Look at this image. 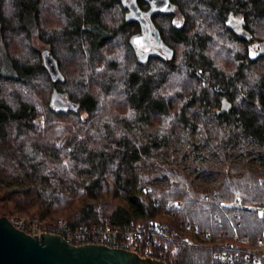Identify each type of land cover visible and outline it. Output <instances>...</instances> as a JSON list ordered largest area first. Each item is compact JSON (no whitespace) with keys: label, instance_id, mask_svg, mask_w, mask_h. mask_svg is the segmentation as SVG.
I'll use <instances>...</instances> for the list:
<instances>
[{"label":"trees","instance_id":"1","mask_svg":"<svg viewBox=\"0 0 264 264\" xmlns=\"http://www.w3.org/2000/svg\"><path fill=\"white\" fill-rule=\"evenodd\" d=\"M169 1L172 9L150 17L172 50L165 60L139 55L142 26L121 0H0L11 69L0 70V216L61 217L71 229L101 219L158 223L198 244L157 236V255L174 248L177 264H244L214 260L208 245L248 246L264 231V215L221 202L264 204V167L227 158L236 141L264 145V54L250 55L226 22L236 15L264 41V0ZM28 15L63 80H51ZM236 59L228 73L217 67ZM56 96L71 105L55 107ZM223 97L232 107L217 113ZM194 135L197 148L219 153L218 164L183 168L162 156Z\"/></svg>","mask_w":264,"mask_h":264},{"label":"water","instance_id":"2","mask_svg":"<svg viewBox=\"0 0 264 264\" xmlns=\"http://www.w3.org/2000/svg\"><path fill=\"white\" fill-rule=\"evenodd\" d=\"M127 8V15H134L144 25L146 33L149 24L145 15L172 9L169 0H145L149 8L143 11L136 0H121ZM144 12V13H143ZM153 27V24H152ZM235 34L249 38L250 32L237 26ZM158 33V32H157ZM169 49V48H168ZM260 51L264 53V41L260 42ZM142 56L141 51L138 52ZM172 57V50H169ZM43 64L52 81L63 80L57 61L49 49L42 52ZM198 74V73H197ZM57 95V94H56ZM55 107L70 106L71 102L56 96ZM75 105L74 108H76ZM218 112V111H217ZM0 264H166L162 259L140 256L137 252L124 248L111 247L100 243L72 244L60 234L43 232L30 234L15 227L7 216H0Z\"/></svg>","mask_w":264,"mask_h":264},{"label":"built area","instance_id":"3","mask_svg":"<svg viewBox=\"0 0 264 264\" xmlns=\"http://www.w3.org/2000/svg\"><path fill=\"white\" fill-rule=\"evenodd\" d=\"M173 204H179V200H172ZM241 207L240 200L237 198L230 205ZM219 208L223 207L219 204ZM258 211L264 207H258ZM264 215V211L263 214ZM9 218V217H8ZM10 222L27 233L40 235L43 232L60 234L65 240L72 244L100 243L111 247L124 248L137 252L140 256H149L162 259L166 264H177L172 248L169 253L155 254L152 246H159L157 236L164 237L176 242L177 245H197L198 243L191 237H173L165 232L164 228L158 223L149 224L144 228L135 223L115 224L110 219H101L96 223L81 225L71 229L66 220L59 218L55 221L44 222L36 217L15 215L9 218ZM143 233L148 235L146 244L139 245ZM208 235V232H206ZM216 248L212 253L214 260L232 263L242 261L244 264H264V231L261 235L248 246H238L233 243H226L220 246L208 245ZM244 254V256H241Z\"/></svg>","mask_w":264,"mask_h":264},{"label":"rangeland","instance_id":"4","mask_svg":"<svg viewBox=\"0 0 264 264\" xmlns=\"http://www.w3.org/2000/svg\"><path fill=\"white\" fill-rule=\"evenodd\" d=\"M26 24L32 33V43L39 50L44 51L46 49V45L37 37L35 25L33 23L32 17L30 15H28L26 17ZM135 41L137 42V44L142 45L143 36H138L137 38H135ZM254 41L258 42L261 40L254 38ZM262 41H263V39H262ZM241 45L242 46L247 45V48H249V45L246 43L241 44ZM242 62L243 61H240V60H237V61L231 60V62L224 60V62H223V60H222L218 64L219 66H217V67L220 68L222 71L228 73L230 63H232V65H236V64L238 65ZM0 70H3L4 72H7V73L11 72L9 61L5 55V51L3 49V45H2L1 40H0ZM252 70L254 72H255V70H256V72H259V69H255V70L252 69ZM252 70L248 69L247 72L250 73ZM244 79L248 80L251 78L247 76ZM41 120L42 119L40 118V121ZM210 127H212V125L205 124L202 126V128H203L202 130H204V132L206 131L207 133H209ZM202 130L199 127V133ZM201 134H202V132H201ZM197 140H199L198 135L180 138L179 140L174 142V144L171 148L165 149L162 156L163 157H167V156L171 157V159L174 163L178 164L179 167H183V168H187L189 165H194L197 163H200L202 165L218 164L219 163V153L217 151H209L207 149L208 147H206V146L197 148V146H196ZM241 143H242V141H236L229 148V155L227 156V158L231 162V164L235 167L243 168V169L264 167V145L263 144L258 145V144H255V142H253L252 140H248V141H246V146H244L242 148L243 145ZM200 146H203V145H200ZM220 176L221 175L219 174L217 176V178H220ZM217 178L209 176L207 179L208 185H210V186L213 185L214 182L217 180ZM237 198L240 200L239 196H236L230 200H223L221 202H223L225 205H230ZM240 203H241L242 208L255 210L259 215L263 214L264 210L261 211V213H260L257 208L258 207H264V204L258 205V204L244 203L241 200H240ZM12 216H15V215H12ZM12 216H10V217H12ZM21 216L36 217V216H29V215H21ZM36 218H38V217H36ZM38 219L41 221H44V222H49V221H55L59 218L54 219V220H44V219H40V218H38ZM62 219H64V218H62Z\"/></svg>","mask_w":264,"mask_h":264},{"label":"flooded vegetation","instance_id":"5","mask_svg":"<svg viewBox=\"0 0 264 264\" xmlns=\"http://www.w3.org/2000/svg\"><path fill=\"white\" fill-rule=\"evenodd\" d=\"M126 1H129V0H126ZM136 2H137V0H136ZM146 3H147V8L144 9L143 11H146L149 8V3L148 2H146ZM169 3H170V1H169ZM166 9H167V7L164 8L163 10H166ZM130 16L135 18L136 20H138V18L135 17L134 15H130ZM144 16L146 17V20L149 24V31L146 33L144 25L138 20L142 26L141 33L138 36H143V43H142V45L137 44V42L134 39V42H135L137 48H139L143 57L149 56V55H159L165 60L170 59V57H169V50L170 49H168V47L165 46V44L162 42V39L159 37V34L157 33L156 28L150 19L151 16H147V15H145V13H144ZM226 22H227V25L229 26V28L233 32L237 26H242L244 28L243 21L236 15L229 14L227 16ZM152 24H153V27H152ZM137 37H135V38H137ZM239 38L247 41V44L249 45L248 49H249L250 55L256 56L258 53H262L260 51V42L261 41L255 42L254 38L252 37L251 34H250L249 38H242V37H239ZM262 54H264V53H262ZM194 72L198 73L197 71H194ZM229 107H232L230 100L227 99L226 97H223L221 100V103L219 104V107L216 109V112L226 110Z\"/></svg>","mask_w":264,"mask_h":264}]
</instances>
